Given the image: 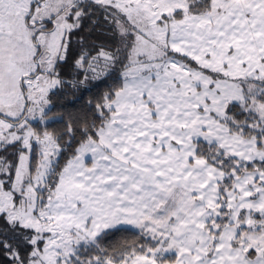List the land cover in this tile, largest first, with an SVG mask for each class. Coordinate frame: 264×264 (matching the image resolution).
<instances>
[{
    "label": "snow or ice",
    "instance_id": "6c2138e0",
    "mask_svg": "<svg viewBox=\"0 0 264 264\" xmlns=\"http://www.w3.org/2000/svg\"><path fill=\"white\" fill-rule=\"evenodd\" d=\"M0 264H264V0H0Z\"/></svg>",
    "mask_w": 264,
    "mask_h": 264
},
{
    "label": "trees",
    "instance_id": "16d2710c",
    "mask_svg": "<svg viewBox=\"0 0 264 264\" xmlns=\"http://www.w3.org/2000/svg\"><path fill=\"white\" fill-rule=\"evenodd\" d=\"M106 26L92 31L91 25L85 28L80 35L85 37L86 42L99 44L103 41L105 36L111 35L105 31ZM78 37L73 38L74 45H76ZM78 47V45H76ZM64 78L71 83L74 77V70L72 68V61L69 60L67 64L62 66ZM95 90L92 92H81L74 89H65L62 93H58L54 97L55 107L50 113L54 117L53 122L49 128L50 131H63L66 124L71 123L74 119L81 116L87 111V104L89 101L94 102ZM63 162V161H62ZM139 238L132 232H120L106 241L110 250H121L124 247H131L138 243Z\"/></svg>",
    "mask_w": 264,
    "mask_h": 264
}]
</instances>
